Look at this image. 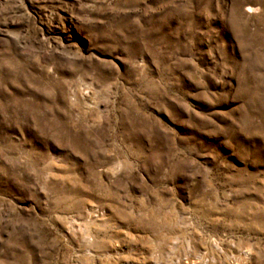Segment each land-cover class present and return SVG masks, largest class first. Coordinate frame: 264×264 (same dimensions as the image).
Returning a JSON list of instances; mask_svg holds the SVG:
<instances>
[{
	"label": "rangeland",
	"instance_id": "obj_1",
	"mask_svg": "<svg viewBox=\"0 0 264 264\" xmlns=\"http://www.w3.org/2000/svg\"><path fill=\"white\" fill-rule=\"evenodd\" d=\"M0 264H264V0H0Z\"/></svg>",
	"mask_w": 264,
	"mask_h": 264
}]
</instances>
